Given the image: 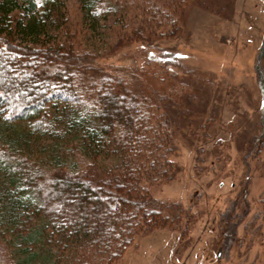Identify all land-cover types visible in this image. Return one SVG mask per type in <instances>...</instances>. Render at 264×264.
Returning a JSON list of instances; mask_svg holds the SVG:
<instances>
[{"label": "trees", "instance_id": "trees-1", "mask_svg": "<svg viewBox=\"0 0 264 264\" xmlns=\"http://www.w3.org/2000/svg\"><path fill=\"white\" fill-rule=\"evenodd\" d=\"M72 1L0 0V264H115L139 237L196 221L155 197L179 171L172 121L189 108L171 106L187 92L95 64L174 36L192 0ZM100 22L104 51L84 37Z\"/></svg>", "mask_w": 264, "mask_h": 264}, {"label": "rangeland", "instance_id": "rangeland-1", "mask_svg": "<svg viewBox=\"0 0 264 264\" xmlns=\"http://www.w3.org/2000/svg\"><path fill=\"white\" fill-rule=\"evenodd\" d=\"M106 24L83 26L86 46L106 50ZM263 40L264 0H192L174 36L95 58L109 72L155 74L159 89L173 83L187 93L171 108H189L172 121L179 171L155 197L189 207L196 221L184 237L166 228L139 237L115 264H264Z\"/></svg>", "mask_w": 264, "mask_h": 264}, {"label": "water", "instance_id": "water-1", "mask_svg": "<svg viewBox=\"0 0 264 264\" xmlns=\"http://www.w3.org/2000/svg\"><path fill=\"white\" fill-rule=\"evenodd\" d=\"M221 185V184H220Z\"/></svg>", "mask_w": 264, "mask_h": 264}]
</instances>
